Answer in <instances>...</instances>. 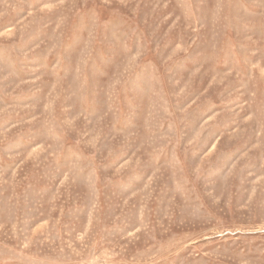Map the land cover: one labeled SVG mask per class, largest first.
Here are the masks:
<instances>
[{
	"label": "rangeland",
	"instance_id": "rangeland-1",
	"mask_svg": "<svg viewBox=\"0 0 264 264\" xmlns=\"http://www.w3.org/2000/svg\"><path fill=\"white\" fill-rule=\"evenodd\" d=\"M0 264H264V0H0Z\"/></svg>",
	"mask_w": 264,
	"mask_h": 264
}]
</instances>
